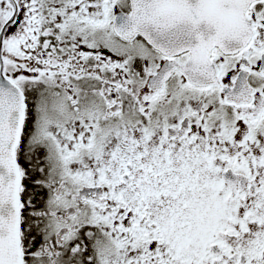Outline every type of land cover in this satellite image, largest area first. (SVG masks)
Returning a JSON list of instances; mask_svg holds the SVG:
<instances>
[{"label":"snow or ice","instance_id":"6c2138e0","mask_svg":"<svg viewBox=\"0 0 264 264\" xmlns=\"http://www.w3.org/2000/svg\"><path fill=\"white\" fill-rule=\"evenodd\" d=\"M0 264H264V0H0Z\"/></svg>","mask_w":264,"mask_h":264}]
</instances>
